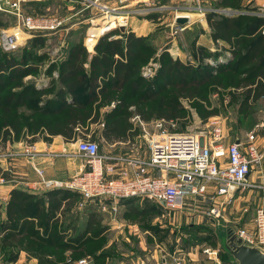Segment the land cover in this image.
<instances>
[{
  "label": "trees",
  "instance_id": "16d2710c",
  "mask_svg": "<svg viewBox=\"0 0 264 264\" xmlns=\"http://www.w3.org/2000/svg\"><path fill=\"white\" fill-rule=\"evenodd\" d=\"M233 7L227 1L220 3V8ZM233 13L205 16L212 40L226 44L231 61L194 68L162 53L153 59L158 67L149 81L141 70L153 58V51L133 33L113 39L111 35L121 29L100 37L91 57L84 47H76L58 66V76L49 90L23 82L24 77L38 73L43 55L22 49L19 57L0 50V140L17 141L26 134H60L69 140L76 128L87 131L103 116L101 136L108 142L113 136L125 135L129 127L126 120L133 115L145 122L186 121L188 111L181 101L194 102L198 110L201 107L195 100L207 101L213 87L242 90L239 109L247 113L264 96V20ZM55 68V64L49 65L46 73L51 74ZM110 105V111L100 113ZM78 198L65 190L40 196L11 191L7 220L0 221L1 239L14 245L16 241L21 246L18 249L30 251L39 264H64L67 251L71 257L80 253V235L64 239L65 231L72 228L71 220L59 233H54L53 226L60 220L56 212L62 207L70 212ZM7 259L12 262L13 256Z\"/></svg>",
  "mask_w": 264,
  "mask_h": 264
},
{
  "label": "rangeland",
  "instance_id": "374dc122",
  "mask_svg": "<svg viewBox=\"0 0 264 264\" xmlns=\"http://www.w3.org/2000/svg\"><path fill=\"white\" fill-rule=\"evenodd\" d=\"M43 1L44 2L42 3H44V5L37 7L33 6L31 2L25 3L23 5L24 15L30 17L32 16L55 17L58 19H62L64 20V27L60 30L61 32L50 35L49 33L36 34V33H29L27 31H20L17 33V37L19 39L18 48L12 52H9L11 55H13L12 53H14L17 54L15 56L21 57L22 55L21 49L23 48L22 45L25 44L23 48L24 50L31 52L33 55L44 56V58L41 60L43 62H41V64L37 66L38 67L37 71L38 70L39 71L35 75L36 79L30 80L31 83L38 82L40 81V78L43 77L46 78V76L48 75V74L46 75V71H47L46 68H48L49 66L50 58L46 59L47 58L46 55H49L50 51L53 48L57 47L55 44L57 42H54V40L57 41L60 38L62 39L67 38V39H72L73 41H79L83 37L84 39L83 42H85L87 37V32L91 29V25L89 22L84 24L81 23L82 16L89 15L88 10L87 11L82 10L80 12V10L82 9L80 2L81 0H78V2L80 3V7L78 4L74 6H72L71 4H67V6L62 4L56 9L52 8L54 6L48 0H43ZM142 1L143 2H140V4H137L134 7L142 8L146 11L144 13H141V15L143 14L148 17L154 18V23H153L154 28L149 30H144L142 32L140 31L131 32L129 31V27H128L129 17H130L129 16L128 18H126L127 26L125 27V30H121V31L115 30L120 28H118V26H114L115 28L113 30L117 32L111 35V37H113V39H119L122 38L121 37L122 34L126 35L128 33H133L135 36L144 39V43L149 46V48L153 51L154 54L153 58L149 61V63L153 61V59L156 57L158 59L159 55H161L162 53L167 54L173 60H178L180 63L187 64L194 68L201 66L205 67L207 65L210 66L207 62H204V60L206 59L207 60L211 59L216 61L217 58H220L223 51H221L219 44L217 45L216 51L212 53L210 51L205 50V48L201 46L198 47L194 46V48L191 51H188L187 49L179 50L178 48L176 50V48H174L175 47L174 45L178 44L180 32L185 29L188 30V27H192L191 32L189 31L188 33V39L193 37V35L199 31V27L201 29L200 25L202 24V22L204 24L205 16L207 13L219 14V13H224V11H227L229 13L232 12L247 13L249 15L256 16L264 20V0H171V1L154 0L153 4L151 3V0H142ZM224 1L233 3L234 7L228 9L220 8V3H223ZM147 4L149 5L151 4L155 8H159L162 6L166 8L163 11L154 10L155 8L149 6L147 7ZM69 6L71 7L68 9ZM1 13H3V15ZM184 14L187 15L190 14V18L187 19V22L185 24L181 25L180 28L182 30H176L177 34H175L174 28L180 26L176 23L175 16L184 15ZM117 21H124V20L120 18ZM97 23L99 24L98 26H101L103 21L99 20L97 21ZM16 24L17 23L14 15L0 12V33L2 31L14 33L15 30L17 29V28L14 29L17 26ZM66 49H68V47ZM92 51L93 54H90L91 56L94 55V50ZM65 52L66 51H64V49H61V53H65ZM176 53L178 54L177 56ZM90 55L88 54L89 57H91ZM231 58L232 56L229 53V56L227 57L226 60L223 61L224 63L222 64L231 61ZM146 66H144L141 71H143ZM83 67L85 70L89 69L88 65ZM154 74L155 71L153 72V75ZM146 77L147 78L145 79L149 81L154 76L152 77L146 76ZM46 79H48L47 83H49L48 84L49 87L47 89L49 90L50 88H52L53 79L52 78H46ZM213 88L214 90L210 91V93L207 95V101L195 100V102H197L198 105L201 107L198 108V110L195 109L196 107L193 104L194 102L190 103V102H186L185 100L181 101V104H183L185 109H187L188 111V115L186 116V121L184 122L173 121V126H171V124H169L168 121H165L163 119H154V120H158V121L163 120L164 121L163 127L166 128V130H170L172 132H188L203 137H207V135L213 133L214 128L216 129L218 128L220 130L221 135L225 137V140L228 143L234 141L236 138L244 137L245 134L250 131H255L257 143L260 146V150L264 153V130L263 129L261 130L259 128L260 119H261V109H260L259 100L258 102L252 105L251 109H249L247 113H244L243 110L242 112H240L241 110L239 109V107L243 96L242 90H238L234 88L233 89L231 88L224 89L217 87H213ZM110 108L111 105L106 107V111L110 110ZM130 110L133 111V108ZM22 111L25 112V109H22ZM134 116H138V115H133L132 117ZM150 122L151 121H149L148 123ZM213 122H216L215 125L212 124ZM149 126H151L154 129V131L157 130L151 123ZM147 128L149 129V127ZM88 129L89 130L87 131H91L90 126ZM92 129L94 131L96 130L95 128ZM140 129H141L140 130L141 133H143L141 127ZM81 131L87 132L84 129H81ZM135 131L136 134H139L137 128L133 132L135 133ZM38 137L41 138L42 135L40 136L36 134L34 135L26 134L23 135L22 137L20 135L17 141L9 138H7L4 141L0 140V153L3 151L2 145H6V144L8 145L18 142L24 143V146L25 144L32 145L31 141H34V139H38ZM97 144L100 153L103 154L108 153V147L106 145L103 144L101 145L99 142ZM144 146L145 145H143V147ZM262 168L264 172V160H263ZM262 168L253 171L252 174L255 177L254 185L258 186V188L252 189L251 193L249 194L250 202L253 203V206L251 208L252 211L255 210L258 200L264 198V174H261ZM1 179L2 178H0V181L2 180L4 181V179L2 180ZM3 181L2 183L0 182V186L5 183ZM32 185L33 182L26 183L25 185V187L27 188L26 191L29 190L26 193L37 196H40L42 195V193H44L42 191H38L37 189L30 188L32 187ZM103 203H106V201H102V200L85 201L81 197H79L76 202V205L74 206L73 210H71L70 212L66 213L64 207H62L61 209H59V211L56 212V217H58L60 220L58 224H55L53 226L54 233H59V231H61L62 227L66 223L70 224L69 221L71 220V217H73L72 214H74L73 212L74 210L79 209V211L84 212L87 210V207L98 209ZM143 203L144 202L142 203L140 202L134 205V207L128 210L126 213H123L122 219L124 220L123 222L125 226L121 235L117 237L114 236L110 237L107 235V233L106 234L104 233L107 232L108 227L101 226V224H98L94 229L88 228V230L83 233L84 234V236L82 237L83 244L81 245L79 244V246L82 247V245L84 244L89 245L87 247H90L89 251L91 253L97 251H104L105 247H107L106 250L109 252L118 253L117 249L121 248V250H124L125 249V247H123L124 245L128 248V250L136 249L137 251L138 249H140V245H144V246L148 245L150 247L156 246L162 249V252L164 254L163 256H165L167 260L170 259L171 262H172L171 257H174L177 258L178 261L184 264H193L192 259H197L196 260L197 263L198 261L199 262L203 261L207 264H216V262L219 260H221V262L223 263H227L228 255L225 252L223 245L227 239L228 231L229 230L234 231L235 229L228 230V227H226L224 223H221L220 220L221 218L215 219V222H210L209 220L206 221L205 219L206 218L208 219V217L201 215L202 211H198L194 209L189 210L191 207L187 203L183 206L182 210L178 212L164 210L158 205L151 206V204L149 203H147L146 205L145 203L144 204ZM119 204L120 203H118V205ZM99 211L100 213H102L103 215L102 217H104L110 223L112 221L114 222L116 220V217L119 216L118 214L115 216L113 213L110 214L108 212H104L105 214H103L102 210L100 209ZM63 214H66L65 217H67V220L63 218ZM197 216L199 217L203 216L202 219L204 220L196 219ZM130 227L137 228V230H135V232H131ZM69 230L70 229L65 231L64 239L74 237L76 233L75 232L76 229H74V231L71 229L72 231L70 233ZM87 233L89 234L87 235ZM2 235L4 234L2 233L0 234V264H14L21 251L26 252V254H24L25 257L28 256L32 257L30 255V251L19 250L18 248H20L21 246H19L16 241H15V245L8 244L7 240L3 241L1 239ZM95 239L96 241H94ZM113 239L114 242H112L108 246L109 241ZM87 247L83 248L85 249L84 251H80V253L75 254L74 257H71L70 254L65 256L66 258L64 264H71V262L73 263L83 258L92 261L91 257L90 256L88 257L89 253L86 250ZM205 250H209L210 252L217 253L216 256L213 255L211 256V258H213L212 261H207L206 256L203 254ZM6 252L9 253L6 254ZM9 255H11V257L13 256L12 262L8 261L7 259ZM132 255L133 257L140 258L138 257L139 256L138 252L137 253L135 252V254L133 252Z\"/></svg>",
  "mask_w": 264,
  "mask_h": 264
},
{
  "label": "built area",
  "instance_id": "2783aa9c",
  "mask_svg": "<svg viewBox=\"0 0 264 264\" xmlns=\"http://www.w3.org/2000/svg\"><path fill=\"white\" fill-rule=\"evenodd\" d=\"M126 1H80L82 10L91 11L88 16L91 29L87 32L84 42L87 52H93L99 38L113 31L114 26L122 29L127 26L126 18L146 12L142 8L130 11L126 7ZM153 1L151 0L152 4ZM27 2L28 0H0V12L14 15L17 23L14 33L5 31L0 33V49L4 53L18 48L17 33L20 31L52 35L61 32L64 27L62 19L24 15L23 5ZM140 2L143 1H138V4ZM148 6L155 8L151 4H147ZM165 8L162 6L154 10L163 11ZM180 16L176 15L175 21ZM120 18L124 21H117ZM99 20L103 21L101 26H98ZM180 27L174 28L175 34L176 30H182ZM56 48L60 49V46ZM49 55L54 62L57 53L52 50ZM153 61L141 72L143 77L154 76L153 72L158 65ZM220 61L223 62L221 59ZM206 62L210 66H215L214 60L208 59ZM46 78H40V81L35 82V88H47L49 83ZM259 103L261 109L259 128L264 130V96L259 99ZM133 120H137L143 126L138 116ZM169 124L173 126V123ZM163 126V120L154 123L157 130L145 141L148 152L146 159L137 156L110 157L100 153L98 144L89 138L78 139L75 149L76 155L83 161L82 172L68 181L41 178L30 188L42 192L65 190L85 201H106L100 206L102 212L110 205L112 212L115 213L118 203L130 199L150 201L164 210L178 212L188 201L200 198L204 200L209 187L213 188L212 200L220 201L222 204L229 202L239 192L258 187L248 182L251 173L262 168L264 160V153L257 144L255 131H250L244 137L228 143L218 128H214L213 133L203 137L188 132H172ZM135 147L132 145L131 148ZM21 155L32 159L35 156L33 146L25 144ZM120 172L121 177H117ZM39 176L42 174L39 173ZM214 212L212 209L209 214ZM235 235L243 244L256 247L264 253V200L255 209L253 232L240 229ZM204 253L209 258L212 255L216 256L215 252L209 250H205ZM71 264L91 262L83 258Z\"/></svg>",
  "mask_w": 264,
  "mask_h": 264
},
{
  "label": "crops",
  "instance_id": "0c3cea01",
  "mask_svg": "<svg viewBox=\"0 0 264 264\" xmlns=\"http://www.w3.org/2000/svg\"><path fill=\"white\" fill-rule=\"evenodd\" d=\"M48 1L52 3V5L54 6L52 8L54 9H56L62 4H64L65 6H67V4H71L72 6L78 4L80 7V3L78 2V0H67V1L48 0ZM138 1H141V0H134V1L127 0L126 7H128L130 11L141 9L138 7H134L135 5L138 4ZM30 2L33 6H36V7L44 5V3H42L44 2L43 0H29L28 3ZM70 7L71 6H69L68 9ZM81 11L82 9L80 10V12ZM90 13L91 11H89V15ZM1 14L3 15V13ZM89 15L82 16L81 23L83 24L88 23ZM153 23H154L153 17H148L143 14L142 15L137 14V15H133L129 17L128 27H129V31L131 32H134V31L142 32L144 30H149V29L154 28ZM200 26H201V29L199 27V31L195 33L193 37H191L190 39H188V33L189 31L191 32L192 27H188V30L185 29L181 31L179 35L178 44L177 45L175 44L174 48H176V50L178 48L179 50L187 49L188 51H191L194 48V46L195 47L201 46L205 48V50L210 51L212 53L216 51L217 45L219 44L220 49L221 51H223V53L220 56V58H217L216 60H220V59L222 60L223 58H225L223 60H226L229 55V52L226 49L227 48L226 44L222 41L214 42L212 40L210 36L211 30L207 25L206 19H205L204 24L202 22ZM122 29L125 30V27ZM83 40H84L83 37L79 41H73L72 39H67V38H64V39L60 38L57 41L54 40V42H57L55 43L56 46H60V49L56 47L52 49L54 50L55 53H57L56 59L54 62H52V58H50L51 56L46 55L47 56L46 59L50 58L49 65H54V64L56 65V68L53 70L52 74L47 75L46 73L47 78H52L53 80L57 78L58 72H59L58 66L62 62H64L67 58H69V54L72 53V51L76 49V47H79V46L84 47ZM18 42H19V39H18ZM24 45L25 44L22 45L23 48H24ZM67 47L68 49H66ZM61 49H64V51L66 52L61 53L60 51ZM87 54L90 55L93 53L87 52ZM177 55L178 54L176 53V56ZM206 61L207 59L204 60V62ZM86 65L88 64H85V66ZM35 77L36 76H32V75L26 76L23 78V82L30 84L31 83L30 80L36 79ZM31 84L33 85V87H35L34 86L35 83H31ZM47 88H44L42 90H48ZM112 108H113V105H111L110 110ZM108 111H106V108H102L100 113L103 114ZM134 117L126 120L129 127L126 130V133L123 137L116 136L117 138H115L113 136L108 142L105 141L104 138H102L101 136V131H102L103 123H104L103 116H100L97 123L90 125L91 131L82 132L81 131L82 128L80 127L76 128L73 132L72 138L69 140L60 134L55 135V136H48L47 134H45L44 136L42 135L41 138L38 137V139L31 141L34 151H35V156L32 159H28L21 155V152L23 151V147H24V143L22 142L2 145L3 151L0 153V178L4 179L5 183L0 186V212H1L0 220L3 222L7 220L6 204L9 200V195L11 191L17 189L23 192H28L29 190L26 191L27 188L25 187L26 183H30V182L35 183L37 181H40L41 178H44L46 180L66 181L82 172L83 167H84L83 161L76 155V149H75L76 148L75 143L78 139L89 138L90 140L96 143L99 142L101 145L102 144L106 145L108 147V153L105 155H108L110 157L111 156L113 157L115 156L117 157L137 156L139 158L146 159L148 157V152H147L145 141L149 139L150 135H152L155 132L154 129L149 125L151 123L154 126V123L158 120H151L150 123L141 120V124L143 125L141 126L140 122L138 123L137 120H136L137 122L133 120ZM130 125L132 127H130ZM140 127L144 130L143 133H141ZM147 127H149V129ZM92 128H95L96 130L94 131ZM136 128L138 129L139 134H136L137 130L135 131V133L133 132ZM132 145L134 147L136 146L137 148L135 147V149H132L131 148ZM143 145L145 146L143 147ZM39 173L42 174L41 177L39 176ZM121 173L122 172H120L119 175H117V177L119 176L121 177ZM156 174H159V173L156 172ZM252 174L253 172L248 177V182L254 184L255 177ZM261 174H264L263 168H262ZM251 190L247 189L242 192H239L235 194L234 197L229 202L222 204L220 201L212 200L213 195H214L213 188L209 187L204 200H201V198L197 200L194 199V201H188L187 204H189V206L191 207L189 210L194 209V210L202 211L201 215L208 217V219L207 218L205 219L206 221L209 220L210 222H215V219L221 218L220 219L221 223H224L225 226L228 227V230L235 229L234 231L229 230L228 236L232 233L235 234V232L240 229L253 232L255 210L254 211L251 210L253 206V203L250 202V199H249V194L251 193ZM262 200H264V198L258 200L256 207L261 205ZM140 202L141 203L144 202L145 205L149 203L151 204V206H156L155 203H152L150 201L130 199V200H125L121 202L118 205V207H116L117 211L113 213L111 210V206L109 205L104 212H108L110 214L113 213L115 216L117 214L119 215L116 217V220L114 222L112 221L111 223L107 221L104 217H102L103 215L99 211L100 208L94 209V208L87 207V210L84 212L79 211V209L74 210L73 218L71 219L73 224H72V228H70L69 230V233L72 230L74 231V229H76L75 230L76 233L74 236L80 235V245H81L83 244L82 242V237L84 236L83 233L86 232L88 228L94 229L98 224H101V226L108 227L107 232H104L105 234L107 233V235L110 237L112 236L117 237L121 235V233L124 230L125 225L123 222L124 220L122 219L123 213H126L128 210L133 208L134 205ZM212 209H214L215 212L212 214H209V211H211ZM104 212L103 214H105ZM202 218L203 216L196 217V219H202ZM65 220H67V217L65 218ZM135 230H137V228L130 227L131 232H135ZM88 234L89 233H87V235ZM94 241H96V239ZM112 242H114V239L109 241L108 246ZM87 246L89 245L87 244L82 245V247H80V251H84L85 249L83 248ZM123 247H125L124 250H121V248L117 249L118 253L107 251L106 250L107 247L104 248V251H97V252H92V253L89 251L90 247H87L86 250L89 253L88 257L89 256L91 257L93 264H177V263L184 264L178 261V259L174 257H171L172 262L170 261V259L167 260L165 256H163L164 254L162 252V249L156 246L150 247L148 245H145V246L140 245V249H138V251L136 249L128 250V248L125 245ZM133 252L134 254L135 252L136 253L138 252V255H139L138 257L140 258L133 257L132 255ZM20 254L16 262H14V264H39L37 259L32 258L30 256H28L29 258L25 257L24 256V254H26L25 251H21ZM68 254H70V251L66 252V256ZM203 254L206 256L207 261L213 260V258L211 257L209 258L205 253ZM196 260L197 259H192V263L193 264H207L203 261L202 262L198 261L197 263ZM227 260L229 263H223L221 262V260L217 262H219L220 264H230L231 263L230 257H227ZM92 261L90 260L91 264H92Z\"/></svg>",
  "mask_w": 264,
  "mask_h": 264
},
{
  "label": "water",
  "instance_id": "95a60500",
  "mask_svg": "<svg viewBox=\"0 0 264 264\" xmlns=\"http://www.w3.org/2000/svg\"><path fill=\"white\" fill-rule=\"evenodd\" d=\"M224 13L226 15L234 14L227 11H224ZM186 22L187 19L183 17L176 19L178 25H183ZM223 248L231 258L230 264H264V253L256 247L243 244L233 233L228 236Z\"/></svg>",
  "mask_w": 264,
  "mask_h": 264
},
{
  "label": "bare ground",
  "instance_id": "6f19581e",
  "mask_svg": "<svg viewBox=\"0 0 264 264\" xmlns=\"http://www.w3.org/2000/svg\"><path fill=\"white\" fill-rule=\"evenodd\" d=\"M180 17H183V18H186V19H189L190 18V14L189 15H187V14H184V15H181ZM224 61V60H223ZM220 63H224V62H219V60H216L215 61V64H220Z\"/></svg>",
  "mask_w": 264,
  "mask_h": 264
}]
</instances>
